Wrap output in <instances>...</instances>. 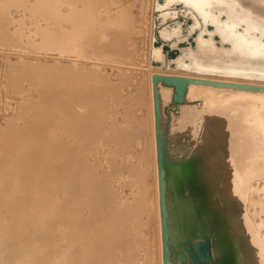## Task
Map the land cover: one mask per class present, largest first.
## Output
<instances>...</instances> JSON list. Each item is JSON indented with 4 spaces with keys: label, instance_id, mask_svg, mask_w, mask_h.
<instances>
[{
    "label": "rangeland",
    "instance_id": "obj_1",
    "mask_svg": "<svg viewBox=\"0 0 264 264\" xmlns=\"http://www.w3.org/2000/svg\"><path fill=\"white\" fill-rule=\"evenodd\" d=\"M200 2L213 9L194 17L179 5L163 19L159 0H0V264H160L155 73L217 81L167 101L161 137L164 172L166 157L188 171L164 175L166 211L185 229L220 227L203 128L218 117L224 139L213 142L264 144V0ZM159 36L178 57L192 38L191 59L158 66ZM263 154L227 167L252 264H264V163L251 162Z\"/></svg>",
    "mask_w": 264,
    "mask_h": 264
},
{
    "label": "bare ground",
    "instance_id": "obj_2",
    "mask_svg": "<svg viewBox=\"0 0 264 264\" xmlns=\"http://www.w3.org/2000/svg\"><path fill=\"white\" fill-rule=\"evenodd\" d=\"M53 1H56V0H53ZM200 1L201 0H159V10L163 13L162 14V16L164 17L163 19H165L171 14H176L177 12L175 11V8L180 5V7L181 6L183 7V9L185 8V10L191 11L194 17L196 16L201 17V15L204 14V12H209V9H213V8L212 7L207 8L205 5L201 4ZM14 2L16 3V0H14ZM47 3L50 5V7L54 8L53 5L51 6L49 2ZM45 4L43 5L45 6ZM22 6H24V4ZM70 6L68 5L63 9L66 10ZM70 8L73 10V7H70ZM24 9H25V6H24ZM75 9L76 8H74V10ZM120 10L121 9H118L119 12ZM52 11L54 12L55 9H53ZM57 14H59L58 10H57ZM120 16H123V15H120ZM94 18L92 20H94ZM76 24L77 23H74V26ZM74 29L72 28L71 31H74ZM171 29L172 28H169V27L163 28L161 35L163 37H166V36L171 35L173 31H176V30H171ZM163 37H160V36L159 38L156 37L152 42L153 50L156 55L154 58V63L157 62L156 64L158 66H162L166 64L165 62H172L171 59L177 57L176 62H172L171 66L172 65L178 66V65L185 63L186 60L191 59L190 49L194 45V41L192 40V38H191L190 43L183 42V41L180 42V45L184 47V56H189V59H186L184 56L178 57V54L182 52L181 49H176L174 51L173 49H170V46L168 45L166 46L164 43L165 40L163 39ZM45 38L46 36L44 37V39ZM50 39H52V37H50ZM60 39L62 40L61 37ZM49 41L51 40H47L46 43H48ZM56 41L58 42V40H53L54 42L53 44H55ZM166 41H169V40H166ZM44 42L42 41V43ZM70 42H73V40ZM74 42L76 43L75 40ZM66 44H69V43H66ZM71 44H74V43H71ZM69 46L70 44L68 45V48H70ZM167 51H169V53ZM169 75H172V74H169ZM175 75L181 76L182 74H175ZM182 76H185V75H182ZM191 86L199 88L198 85L192 84ZM158 88H159V98H160V110L162 113L165 110V103L169 100L173 101V92H174L175 87L171 85L162 84V82L159 81ZM185 96H186V93L184 94L183 100L185 99ZM188 96L190 97V92L188 93ZM236 99L237 97H235V100ZM153 108L155 110L154 102H153ZM214 112L216 111L214 110L213 107H211L209 110V113H214ZM161 123L162 124H160V129H161V136H162V132L165 126L167 125V116L161 115ZM224 128H225V120L220 119L218 117L206 115L205 125L203 128V133H204L203 139L205 141L203 148L209 149V153L204 155V158H203V162L205 164L204 179L206 180V185L208 186L207 194H209L210 196L209 201H208V206L216 210L217 216L219 217L222 223H220V227H216V228L212 227L211 228L212 233L206 232L207 229L203 227L202 225L200 226V223L193 225V222H190L192 223L193 227L185 229L182 223L185 222L186 220L176 219L175 211L172 214L171 213L172 208L170 207L169 209H167V213H168L167 218L169 219V222L167 223V229H166V240H167L166 247L168 250V264H252L251 263L252 247L249 243L248 238L243 234L242 225L240 226V223L231 214V212L233 211V208L236 209L237 207L241 206V204L239 203L238 200H236L237 197L235 196V194L232 193L229 189V187L233 188L234 185L232 184V180H231L232 176H230V184H229V180L227 178V167H229L231 163L234 164V166H236V164L239 165L240 162H245L246 161L245 159L248 158V151H250L251 149L252 150H257V149L264 150V144H261L263 137L253 139L254 142L253 141H249L247 143L239 142L235 145H232V144L227 145L224 142H213L212 140L214 139V137L217 139V137L219 136L220 138L224 139V136L222 134ZM245 139L247 140L248 138L245 137ZM255 157H257L258 160L251 161V162L264 163V154L261 155L262 159L260 158L259 155H255ZM164 161L165 163L169 164L168 165L169 169L165 170L164 172L165 176L171 175V176H180V177L186 176L187 177L188 171L182 169L181 164L183 161L181 158H174L171 160L170 158L166 157ZM248 180H250V178ZM130 192L131 194H133V191L130 190ZM169 201L172 204V201L171 200ZM185 202H189V201L185 200ZM191 221L196 222L193 219ZM208 234H212V237L208 236ZM202 242L208 243V257L205 255H202L200 249L198 248V245L201 244ZM161 243H162V254L160 255L159 258H160V264H164L163 235H162ZM189 247H192L190 251H189ZM192 250L196 251L197 254L192 253L191 252ZM106 262L111 263L112 260L107 259ZM153 264H156L155 260L153 261Z\"/></svg>",
    "mask_w": 264,
    "mask_h": 264
},
{
    "label": "water",
    "instance_id": "obj_3",
    "mask_svg": "<svg viewBox=\"0 0 264 264\" xmlns=\"http://www.w3.org/2000/svg\"><path fill=\"white\" fill-rule=\"evenodd\" d=\"M162 81L166 85H172L175 87V93L173 95L174 101L181 102L184 98L185 90L187 84L190 82H200V83H211L217 81L211 80H203L198 78H192L187 76H178V75H160L153 74L154 81V101H155V117H156V135H157V150H158V164H159V175H160V203H161V216H162V226H163V240H164V264H168V250L166 247V229H167V211L165 208V178H164V167H163V141L161 137V110H160V98H159V90H158V82ZM223 83V82H218ZM225 84H228L225 82ZM238 85L235 83H230ZM202 255L208 257V243L202 242L198 245ZM192 247H189V251ZM194 250V249H193ZM191 251L192 253H196V251ZM193 256V255H192ZM195 258V257H194Z\"/></svg>",
    "mask_w": 264,
    "mask_h": 264
}]
</instances>
